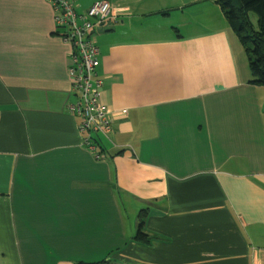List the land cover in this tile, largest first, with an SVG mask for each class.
<instances>
[{
	"label": "crops",
	"instance_id": "0c3cea01",
	"mask_svg": "<svg viewBox=\"0 0 264 264\" xmlns=\"http://www.w3.org/2000/svg\"><path fill=\"white\" fill-rule=\"evenodd\" d=\"M100 1L93 150L53 7L0 0V264H264V87L220 6Z\"/></svg>",
	"mask_w": 264,
	"mask_h": 264
},
{
	"label": "built area",
	"instance_id": "2783aa9c",
	"mask_svg": "<svg viewBox=\"0 0 264 264\" xmlns=\"http://www.w3.org/2000/svg\"><path fill=\"white\" fill-rule=\"evenodd\" d=\"M47 1L53 7L62 40L70 46L68 73L74 101L68 110L79 120L83 143L94 150L95 136L111 140L114 133L113 111L101 101L103 79L98 73L101 52L92 38L97 28L112 17V6L108 1H100L79 11L76 0Z\"/></svg>",
	"mask_w": 264,
	"mask_h": 264
},
{
	"label": "trees",
	"instance_id": "16d2710c",
	"mask_svg": "<svg viewBox=\"0 0 264 264\" xmlns=\"http://www.w3.org/2000/svg\"><path fill=\"white\" fill-rule=\"evenodd\" d=\"M216 3L246 50L253 79L251 83L264 87V0H216ZM252 14L257 15L256 25ZM145 218L146 211H141L137 241H148Z\"/></svg>",
	"mask_w": 264,
	"mask_h": 264
},
{
	"label": "rangeland",
	"instance_id": "374dc122",
	"mask_svg": "<svg viewBox=\"0 0 264 264\" xmlns=\"http://www.w3.org/2000/svg\"><path fill=\"white\" fill-rule=\"evenodd\" d=\"M110 5H111V4H110ZM251 18H252L254 24L256 25V24H257V15L252 14V15H251Z\"/></svg>",
	"mask_w": 264,
	"mask_h": 264
}]
</instances>
